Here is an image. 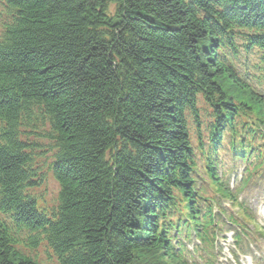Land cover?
<instances>
[{"label": "trees", "instance_id": "obj_1", "mask_svg": "<svg viewBox=\"0 0 264 264\" xmlns=\"http://www.w3.org/2000/svg\"><path fill=\"white\" fill-rule=\"evenodd\" d=\"M5 1L0 264H36L21 228L59 264H198L191 237L214 264L219 215L240 251L256 238L237 198L264 186V0ZM38 139L59 184L51 211L28 192ZM230 160L244 165L234 190Z\"/></svg>", "mask_w": 264, "mask_h": 264}, {"label": "rangeland", "instance_id": "obj_2", "mask_svg": "<svg viewBox=\"0 0 264 264\" xmlns=\"http://www.w3.org/2000/svg\"><path fill=\"white\" fill-rule=\"evenodd\" d=\"M7 14L6 1L0 0V30L3 22H5V19L7 18ZM197 108L200 115L208 110V107L205 105L203 98L200 95L197 98ZM193 130L194 128L191 127L190 134L192 142L194 141ZM46 145L48 144L44 139H38L37 142H34L32 146L30 145L31 149L29 150L35 161V171L37 169V171L40 172L42 176L40 180L34 178L36 183H34L28 191L29 195H32L35 198L37 203L35 210L39 212H42L43 210L51 211L54 207L56 208L58 203L59 184L53 178L49 169V164L52 160V151H50V147H48V149ZM231 164L233 165V163ZM242 166L243 165L240 162L235 161V168L238 169L236 174L240 172V168H242ZM260 195V197H257V189H253V192L249 194L250 199L248 205H250V209H252L251 213L255 214L256 221L264 224V220H262L258 215V210L264 203V193H261ZM218 201L221 203V206L222 203L225 202L221 199ZM226 205L227 202H225V206ZM16 232L17 233L15 234V237L18 241L16 247L22 254L30 257L36 264H59L57 256L55 255L54 251L45 243L44 237L34 231H29L26 228H21ZM230 234L231 232H227L225 235L229 236ZM194 240L195 239H192V241ZM217 244L218 246L222 247V252L218 258V264H230L229 261H226L228 260L229 256L227 250L232 247L231 243H229V239L223 240L218 238ZM189 245L190 244H188L187 250H190ZM252 245L253 246L250 247L255 255H261V252H264V240H262L259 244L256 243ZM188 254H190L189 251ZM190 257L197 260L196 255L192 254ZM238 264H244L243 259H239Z\"/></svg>", "mask_w": 264, "mask_h": 264}, {"label": "bare ground", "instance_id": "obj_3", "mask_svg": "<svg viewBox=\"0 0 264 264\" xmlns=\"http://www.w3.org/2000/svg\"><path fill=\"white\" fill-rule=\"evenodd\" d=\"M6 5H7V4H6ZM7 6H8V5H7ZM6 20H7V18L5 19V21H6ZM51 161H52V160H51ZM51 161H50V163H51ZM34 164H35V161L32 162V167H34ZM33 174H34L33 177L36 178V179H39V180H40L41 177H42V176H41V173L38 172L37 169H36V171L34 170V173H33ZM54 208H55V207H54ZM54 208H53V209H54Z\"/></svg>", "mask_w": 264, "mask_h": 264}]
</instances>
